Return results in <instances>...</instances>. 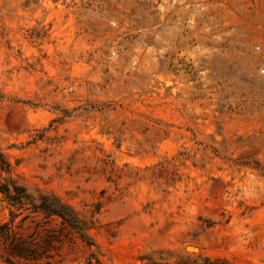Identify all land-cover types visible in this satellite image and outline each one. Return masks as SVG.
<instances>
[{
    "label": "rangeland",
    "instance_id": "obj_1",
    "mask_svg": "<svg viewBox=\"0 0 264 264\" xmlns=\"http://www.w3.org/2000/svg\"><path fill=\"white\" fill-rule=\"evenodd\" d=\"M262 71L264 0H0V185L88 236L0 191V264H264Z\"/></svg>",
    "mask_w": 264,
    "mask_h": 264
},
{
    "label": "trees",
    "instance_id": "obj_2",
    "mask_svg": "<svg viewBox=\"0 0 264 264\" xmlns=\"http://www.w3.org/2000/svg\"><path fill=\"white\" fill-rule=\"evenodd\" d=\"M14 188V192L11 189ZM0 191L3 193L8 203L13 206L23 207L27 204L32 205L35 212H44L47 215H56L74 228L80 230L84 237H88L83 228L82 221L70 205L63 203L59 198L50 195H40L35 197L30 194L23 186H17L14 182L0 185Z\"/></svg>",
    "mask_w": 264,
    "mask_h": 264
},
{
    "label": "bare ground",
    "instance_id": "obj_3",
    "mask_svg": "<svg viewBox=\"0 0 264 264\" xmlns=\"http://www.w3.org/2000/svg\"><path fill=\"white\" fill-rule=\"evenodd\" d=\"M188 250H189V251H193L194 249H193L192 247H189Z\"/></svg>",
    "mask_w": 264,
    "mask_h": 264
},
{
    "label": "built area",
    "instance_id": "obj_4",
    "mask_svg": "<svg viewBox=\"0 0 264 264\" xmlns=\"http://www.w3.org/2000/svg\"><path fill=\"white\" fill-rule=\"evenodd\" d=\"M262 72H264V71H262Z\"/></svg>",
    "mask_w": 264,
    "mask_h": 264
}]
</instances>
